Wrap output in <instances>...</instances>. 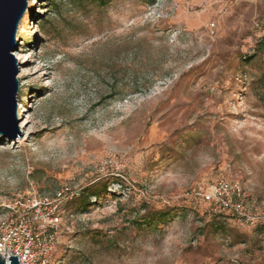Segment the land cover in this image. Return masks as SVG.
Instances as JSON below:
<instances>
[{"label":"rangeland","instance_id":"1","mask_svg":"<svg viewBox=\"0 0 264 264\" xmlns=\"http://www.w3.org/2000/svg\"><path fill=\"white\" fill-rule=\"evenodd\" d=\"M106 1L28 0L0 235L68 186L48 264H264V0ZM217 180L254 223L195 195ZM86 187L105 191L78 210Z\"/></svg>","mask_w":264,"mask_h":264},{"label":"built area","instance_id":"2","mask_svg":"<svg viewBox=\"0 0 264 264\" xmlns=\"http://www.w3.org/2000/svg\"><path fill=\"white\" fill-rule=\"evenodd\" d=\"M68 186L55 191L52 198L33 199L29 223H10L0 235V256L7 261L17 257L19 264H48L55 248L61 224L60 205L74 196ZM209 209L219 215L231 216L245 223H254L243 189L225 180L215 181L209 191L196 193ZM72 216V215H71Z\"/></svg>","mask_w":264,"mask_h":264},{"label":"water","instance_id":"3","mask_svg":"<svg viewBox=\"0 0 264 264\" xmlns=\"http://www.w3.org/2000/svg\"><path fill=\"white\" fill-rule=\"evenodd\" d=\"M27 8L28 0H0V137L12 141L22 134L17 128L19 81L12 53L17 46V28ZM0 264H6L5 255L0 256ZM8 264H19L18 258L9 257Z\"/></svg>","mask_w":264,"mask_h":264},{"label":"trees","instance_id":"4","mask_svg":"<svg viewBox=\"0 0 264 264\" xmlns=\"http://www.w3.org/2000/svg\"><path fill=\"white\" fill-rule=\"evenodd\" d=\"M86 0H65L69 5L71 6H81ZM92 1L93 3L97 4L98 6H105L107 1L106 0H89ZM60 2V0H59ZM59 2H55L54 7L57 8L59 6ZM256 51L261 53L263 55V60H264V29H263V34L259 38L257 45H256ZM105 189L103 188L102 190H97L94 189V187H86L82 190V192L76 197L75 199H72L70 203L76 204V208L78 210H85L89 206H91V199H98L100 194L103 193ZM209 208V207H208ZM166 213H156L152 216V220H155L156 218H165ZM223 216V215H221ZM223 217H231V216H223Z\"/></svg>","mask_w":264,"mask_h":264},{"label":"bare ground","instance_id":"5","mask_svg":"<svg viewBox=\"0 0 264 264\" xmlns=\"http://www.w3.org/2000/svg\"><path fill=\"white\" fill-rule=\"evenodd\" d=\"M2 258H3V257H2ZM8 260H9V259H8ZM8 260H7V261L5 260V263H6V264H8Z\"/></svg>","mask_w":264,"mask_h":264}]
</instances>
